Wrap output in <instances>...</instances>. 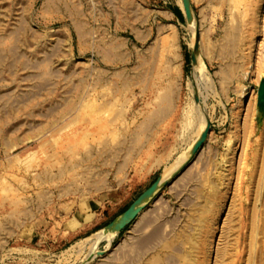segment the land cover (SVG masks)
<instances>
[{"label": "rangeland", "instance_id": "obj_1", "mask_svg": "<svg viewBox=\"0 0 264 264\" xmlns=\"http://www.w3.org/2000/svg\"><path fill=\"white\" fill-rule=\"evenodd\" d=\"M189 3L0 0V264H264V0Z\"/></svg>", "mask_w": 264, "mask_h": 264}, {"label": "bare ground", "instance_id": "obj_2", "mask_svg": "<svg viewBox=\"0 0 264 264\" xmlns=\"http://www.w3.org/2000/svg\"><path fill=\"white\" fill-rule=\"evenodd\" d=\"M192 2V1H191ZM180 5H181V3H179ZM190 4L191 3H189V0H187V2H186V6H187V9L185 8V15H186V17H187V19H188V21H189V23H192L193 21H191L192 20V18H193V10L191 9V6H190ZM259 5V4H258ZM182 6V5H181ZM181 6H180V8H181ZM184 6V5H183ZM249 6V5H248ZM184 9V8H183ZM261 9V8H260ZM182 10V9H181ZM263 10V9H262ZM183 11V10H182ZM262 12V11H261ZM264 12V11H263ZM264 14V13H263ZM259 15H261V13L259 14ZM264 19V18H263ZM258 20V19H257ZM262 20V19H261ZM258 23H260V22H258ZM264 23V22H263ZM262 25V24H261ZM190 27V26H189ZM263 27H264V25H263ZM249 28V27H248ZM262 28V27H261ZM260 30V29H259ZM264 30V29H263ZM262 32V31H261ZM199 39L198 40H196L195 41V44H194V47H193V50H194V53H193V61L192 62H194V67L196 68V69H200L201 68V58L199 57L200 55H199ZM254 41V40H253ZM262 42H264L263 40H261ZM264 45V44H263ZM261 46V45H260ZM262 47H264V46H262ZM261 49V48H260ZM262 51H263V49H262ZM263 54H264V52H263ZM260 58H263L264 59V56L263 57H257V60L259 59L260 60ZM260 60V61H264V60ZM252 61V60H251ZM260 61H258L259 63H261ZM258 64V63H257ZM193 65V64H192ZM259 65V67H260V64H258ZM262 65V64H261ZM264 65V64H263ZM203 67H204V65H203ZM257 68V74H259V76H258V84L260 85V83H261V81H262V79L264 78V72H260V68ZM202 69V68H201ZM204 69V68H203ZM192 71H194V70H192ZM199 71H202V70H199ZM261 71H262V69H261ZM203 72V71H202ZM259 72V73H258ZM194 73V72H193ZM195 74H197V73H195ZM200 75V74H199ZM201 75H204L203 73L201 74ZM201 75L199 76L201 79H202V77H201ZM195 78V77H194ZM196 78H197V76H196ZM196 78H195V81H196ZM199 79V78H198ZM203 79H204V77H203ZM194 80V79H193ZM201 81V80H200ZM202 81H204V80H202ZM200 83V82H199ZM196 88H197V84H196V86H195ZM197 93H198V88H197ZM244 95H245V91H243L242 92V95H241V98H243L244 97ZM242 101V100H241ZM201 104H203V103H201ZM196 107V109L197 110H200L201 109V105H200V103H198V105H195ZM203 106V105H202ZM198 112V111H197ZM200 112V111H199ZM198 112V113H199ZM201 112H203L202 110H201ZM203 122V121H202ZM202 122H201V124H202ZM204 128H205V123H204V125H203V127L201 128V130H199V133H198V135H197V137L195 138V140L192 142V144L189 146V148L185 151V153L183 154V156L165 173L164 172V175L159 179H157L156 180V183H155V185L151 188V189H149L143 196H141L137 201H135L132 205H134V206H136V205H140V204H143V203H145L146 201H148L157 191H159L160 189H161V187H162V183H164L165 181H167V178L170 176V174L171 173H173L180 165H181V163H183V161H185L186 159H187V157H188V155H189V153H190V150H191V148H192V146L198 141V139H199V137L201 136V134H202V132H203V130H204ZM209 134H210V131L207 133V136H206V139H205V141L207 140V138H208V136H209ZM205 143V142H204ZM223 174V173H222ZM171 178V177H170ZM169 178V179H170ZM160 182V183H159ZM161 184V185H160ZM160 185V186H159ZM131 205V206H132ZM121 216V214H119L115 219H114V221L112 222V223H110V224H107V226H106V229L104 230L105 231V233H112L113 231H115V230H119L120 229V227H121V225L117 222V220L119 219V217ZM105 233H101V235L99 234V233H97V235L99 234L100 236H103ZM96 234V233H95ZM97 235H95L96 237H97ZM106 236H107V234H105ZM91 236H93V238L95 237L94 235H91ZM110 236V235H109ZM112 236V235H111ZM95 237V238H96ZM99 238H101V239H103L104 238V236L103 237H99ZM110 238V237H109ZM91 239V238H90ZM100 239V240H101ZM106 240V239H105ZM108 240V239H107ZM85 241H89L88 239L87 240H85ZM96 241H97V238H96V240L95 241H93V242H95L96 243ZM109 241H110V239H109ZM91 242V241H90ZM97 244H98V242H97ZM94 245H96V244H92L91 243V246H94ZM82 246V245H81ZM89 246V245H88ZM98 246V245H97ZM94 247H96V246H94ZM88 248V247H87ZM92 248V247H91ZM91 248H90V246H89V251L91 250ZM107 248H108V246H107ZM96 249V248H95ZM95 249L93 250V251H95ZM97 250V249H96ZM88 251V252H89ZM224 252V251H223ZM92 253V252H91ZM95 253H96V251H95ZM87 256L88 255H90V254H86ZM91 255H93V254H91ZM86 257V256H85ZM92 257V256H91ZM88 258H89V256H88ZM86 259V258H85ZM220 261V260H219ZM232 261V260H231ZM88 262V261H87Z\"/></svg>", "mask_w": 264, "mask_h": 264}, {"label": "water", "instance_id": "obj_3", "mask_svg": "<svg viewBox=\"0 0 264 264\" xmlns=\"http://www.w3.org/2000/svg\"><path fill=\"white\" fill-rule=\"evenodd\" d=\"M186 2L187 0H183V5L184 7L187 9V6H186ZM191 53H192V50H191ZM192 56H193V53H192ZM193 91H194V99L196 102L200 103L201 105V101L199 99V96H198V93H197V88L195 87V84L193 83ZM257 108L260 112H264V78L262 79L258 89H257ZM210 131V122H209V119L206 118L205 116V128L201 134V136L199 137L198 141L192 146L191 150H190V153L187 157V159L185 161H183V163H181V165L172 173L171 175V178L168 179L167 181H165L162 185V187L167 184L169 182V180L175 178L180 172H182L184 170V168L187 166V164L192 160V158L194 157V155L197 153V151L199 150V148L202 146V144L205 142V139H206V136H207V133ZM156 181L142 194L140 195L143 196L149 189H151L154 185H155ZM161 187V188H162ZM158 192V191H157ZM156 192V193H157ZM155 193V194H156ZM154 196V195H153ZM152 196V197H153ZM139 197V198H140ZM151 197V198H152ZM138 198V199H139ZM150 198V199H151ZM137 199V200H138ZM149 199V200H150ZM136 200V201H137ZM146 201L145 203L143 204H140V205H132L130 206L128 209H126L124 212L121 213V216L119 217V219L117 220V222L121 225L120 229L125 225L127 224L128 222H130L131 220H133L143 209L144 207L146 206V204L149 202ZM114 221V220H113ZM113 221H111L110 223H112ZM109 223V224H110ZM105 251H100L98 252L95 256H98V255H103Z\"/></svg>", "mask_w": 264, "mask_h": 264}, {"label": "crops", "instance_id": "obj_4", "mask_svg": "<svg viewBox=\"0 0 264 264\" xmlns=\"http://www.w3.org/2000/svg\"><path fill=\"white\" fill-rule=\"evenodd\" d=\"M160 17L171 23V21H179L181 18H184V15L180 7L178 9L166 7L161 9Z\"/></svg>", "mask_w": 264, "mask_h": 264}]
</instances>
